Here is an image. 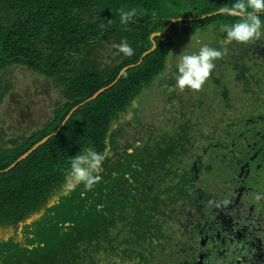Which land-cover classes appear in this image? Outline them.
<instances>
[{"label":"trees","instance_id":"obj_1","mask_svg":"<svg viewBox=\"0 0 264 264\" xmlns=\"http://www.w3.org/2000/svg\"><path fill=\"white\" fill-rule=\"evenodd\" d=\"M232 2L0 0V70L22 65L45 80H54L63 94L40 128L0 144V264H85L97 248L98 235L112 225L115 214L122 218L116 208H125L128 198L135 195L132 176L141 170L146 176L155 174L161 161L145 152L150 146L147 139L138 157L105 160L97 172L101 180L91 190L85 191L81 185L69 191L63 177L71 158L85 148L103 151L106 147L117 156L112 126L164 69L176 38L194 35L214 23L222 27L230 22L232 18L214 13ZM121 8L135 9L137 15L128 24H121ZM175 18L191 20L173 24L154 37V50L137 65L152 46L150 35L162 31ZM109 39L116 43L126 39L134 55L118 56V63L98 66L91 51ZM128 65L132 67L113 86L78 107L55 136L5 171L54 133L73 107L111 84ZM3 94L0 88V104ZM147 200L149 210L156 207L155 196H147ZM133 216L134 223L127 221L130 230H143L136 214ZM115 249L111 245V252ZM124 257L130 263L138 260L132 254L124 253Z\"/></svg>","mask_w":264,"mask_h":264},{"label":"flooded vegetation","instance_id":"obj_2","mask_svg":"<svg viewBox=\"0 0 264 264\" xmlns=\"http://www.w3.org/2000/svg\"><path fill=\"white\" fill-rule=\"evenodd\" d=\"M226 49L229 54L215 62L213 74L229 70L235 74L240 90L237 91L238 96L224 93L228 101L225 109L230 112H224L222 119L214 115L206 119L207 123H202L204 126L201 127L199 119L194 120L183 110L169 115L170 107L178 101L182 102V96H187L190 89L167 91L166 86L174 84L170 71H167L169 79L154 84L158 88V95L151 101L154 111L146 116L153 117L157 125L156 135L148 133V127L143 131L150 145L145 148V152L149 151L161 161L160 169L169 170L160 180L165 186L164 191L170 193L173 189L181 198L186 195L191 206L184 212L181 228L180 236L184 235L185 241L177 243L172 250H165L163 245L164 260L160 264H214L211 263L210 247L214 241L220 254L219 264H264V200L254 199L255 194L264 193V37L256 44L230 43ZM176 59L172 56L167 67L174 66ZM213 74L210 80L218 84L219 79ZM231 84L236 88L234 83ZM252 94L260 96L259 104L251 98L247 99V95ZM241 98L244 104L238 105ZM14 102L18 103L17 100ZM247 108L252 111L246 113ZM17 110L19 117L26 112L22 111V107ZM132 116L135 119L136 113L132 112L130 119ZM219 118L227 128L218 134L221 142L214 139L213 129L207 134L202 130L208 126H218ZM228 120L230 124L231 120L236 124L232 132L228 129ZM161 127L186 130V133L161 134L158 132ZM180 153L183 154V164L177 166ZM183 166L190 167L191 171H180L179 167ZM172 167H176L179 173L173 172ZM195 185H198L197 191ZM142 204L146 206L145 199ZM148 212L147 207H144V211L136 215L138 225L143 230L133 232L129 225L126 227L129 233H133L135 242L141 241L146 232L151 233L156 219L171 218L165 214L153 216L151 213L154 212L149 208ZM132 216L128 219L134 223ZM255 223L259 230H255ZM177 228L179 218L173 222L170 230ZM154 235L162 237L159 232Z\"/></svg>","mask_w":264,"mask_h":264},{"label":"rangeland","instance_id":"obj_3","mask_svg":"<svg viewBox=\"0 0 264 264\" xmlns=\"http://www.w3.org/2000/svg\"><path fill=\"white\" fill-rule=\"evenodd\" d=\"M220 29L219 24L214 23L206 26L199 32H194V35H181L176 38V44H174L170 52L175 56L180 55L183 51H196L204 43L218 46L221 39L226 38ZM197 40L200 43H197ZM113 44H116V41L109 39L106 42H102V45L92 49L91 57L94 58L98 66H106L120 61L118 56L113 55L115 52ZM171 53H169L166 63H164V69L151 81L150 87L140 95H137L134 101L132 100L129 104L127 112L122 114V117H124L119 122L117 120L116 124H113L111 129V132H113L112 141L116 147L117 156L112 155L109 158L111 161H116L119 156H124L126 159H129L131 156L138 157L142 144L147 140L143 136V131L148 127V133L155 134V126L157 125L153 117H147L146 115L154 111L151 101L158 95V88H155L154 84L161 81L158 79L159 75L164 73L168 77L166 67L169 59L172 57ZM213 76L219 79L218 84H213L215 82L210 80V77L201 90H189L187 96H182V102L178 101L176 105H172L170 107L171 112L169 111L168 114L171 115V113L183 110L194 120L199 119V123H201L199 126L201 127L204 126L202 123H207L206 119H210L214 115H218L222 119L224 112H230V110L225 109L228 101L225 99L224 93L238 96L237 91L240 90L239 82L235 74L229 70L221 74L214 72ZM231 82L234 83L236 88H234ZM33 84H37V86L34 87ZM0 88L4 89L0 104V144L17 140L16 136L25 137V134H29L40 128L52 116L53 110L57 105L55 103L60 102L63 96L61 87L54 84V80H44L28 69L16 65L4 67L0 70ZM174 90L176 91V89ZM178 94H181V92L178 91ZM10 95L13 96L10 97ZM247 96V99L250 100L251 98L254 103L259 104L258 100L260 96L256 94ZM16 100L18 103L14 102ZM237 104L243 105L244 100L241 98ZM23 105L27 107V110ZM19 107H22V111L24 112L28 111L29 115L25 112L24 115L26 117L24 115L19 117L17 110ZM251 111V108H247L246 113H250ZM132 112L136 113L135 119L134 116L130 119ZM240 116L241 114L238 115V117ZM220 118L218 126H208L207 128L205 127L206 130L205 128L202 129L206 134L207 131L213 129L215 131L213 137L217 142H221L218 134L227 129L224 127L225 123L220 121ZM231 122L232 124H230V120L227 121L230 125L228 129L232 132L235 130L236 124L233 120ZM172 129L173 127L169 130L161 127L158 132L161 134L186 133V130L175 131ZM134 132L135 134H133ZM203 160L206 162L205 157ZM182 164L183 159L181 157L177 161V166H181ZM172 168L173 172L179 173L176 167ZM179 168L180 171H191L190 167L183 166ZM168 172L169 170L160 169L155 174L148 175L147 173L146 176L143 170H141L132 176V180L129 181L133 183L132 188L136 189L135 195L128 198L125 208H116V211L121 213L122 218L117 219L115 214L112 225L106 228L103 235H98L96 239L97 248L90 253V256L84 261L85 264H160L164 260L161 249L163 245L165 250H172V247L177 243L185 241V236H180L182 232L181 228L185 219L184 212L191 206L186 199V195H183L181 198V195H178L173 189L170 193L164 191L165 186L162 185L159 178H163ZM142 186L143 188H141ZM195 188L197 191L198 185H195ZM147 196L149 198L155 196L157 199L158 207L156 205L157 208L154 207L152 209L154 213L151 214L153 216L156 214L159 217L158 214H165V216L171 218L167 220H161L162 218L160 220L156 219L155 227L151 230V233L146 232L142 236L141 241L135 242L133 233H129L126 228L127 218L134 214L140 215L144 211V207H147L148 212ZM143 199L146 201V206L142 204ZM178 218L179 228L170 230L171 225ZM142 229L144 228L142 227ZM255 230H259L257 223H255ZM158 232L162 233L161 238L154 235ZM109 240H112V246L116 248L113 252H111V242ZM210 247L212 250L211 263L219 264L220 254L217 243L215 241L212 242ZM124 253L127 255L132 254L138 257V260L130 263V259L124 257Z\"/></svg>","mask_w":264,"mask_h":264},{"label":"clouds","instance_id":"obj_4","mask_svg":"<svg viewBox=\"0 0 264 264\" xmlns=\"http://www.w3.org/2000/svg\"><path fill=\"white\" fill-rule=\"evenodd\" d=\"M119 14L120 23L128 24L137 15V11L135 9L126 11L121 8ZM214 14L232 18L230 22L223 24L220 29L226 38L221 39L218 46L204 43L196 51H183L180 55L175 56L170 52L171 56L177 59L174 66L166 67V71L172 73L171 78L174 80V84L166 86L167 91L171 92L177 88L180 90L186 88L193 91L201 90L212 76L216 67L215 62L222 60L229 54L226 49L227 44H256L264 36V0H234L230 4L227 3L219 7ZM197 43L200 42L197 40ZM113 48L115 49L113 53L115 56L132 57L134 55V49L126 39L113 44ZM16 66L24 67L17 64ZM168 78L164 73H161L158 77L161 81H166ZM26 112L29 115V112ZM112 155L110 147H106L103 151L85 148L71 158L69 168L64 176L65 186L69 191H74L81 185L85 191L91 190L101 180V177L97 175L98 170L101 169L105 160ZM179 155L183 156L182 153ZM254 199L256 201L264 200V193L255 194ZM128 221L131 220L128 219ZM128 225L126 222V227Z\"/></svg>","mask_w":264,"mask_h":264},{"label":"water","instance_id":"obj_5","mask_svg":"<svg viewBox=\"0 0 264 264\" xmlns=\"http://www.w3.org/2000/svg\"><path fill=\"white\" fill-rule=\"evenodd\" d=\"M204 17V16H203ZM202 17V18H203ZM185 20H191V18H175V19H172L169 23H167V25L164 27V29L160 32H157V33H153L150 35V41H151V48L149 50H147L146 52H144L141 57H140V60L138 61L137 65L141 62L142 58L147 56L148 54H150L154 48H155V44L153 42V38L154 37H158V36H161L170 26H172L173 24H176V23H179V22H182V21H185ZM132 65H128L126 67H123L119 74L117 75L116 79L109 85L105 86V87H102L100 88L99 90H97L91 97H89L85 102H82V103H79L78 105H76L75 107H73L70 112L66 115V117L64 118V120L62 121L60 127H58L56 129V131L54 133H52L51 135H48L46 137H44L43 139H41L38 143H36L35 145H33L31 147V149H29L26 153H24L23 155H21L16 162H14L10 167H8L7 169H5V171H8V170H11L15 164L24 159L27 155H29L35 148H37L38 146L42 145L46 140H48L51 136H55L58 131L63 127V125L68 121V119L70 118L71 114L80 106L84 105V103L86 102H89L93 99H95L100 93H102L103 91H106L108 88H110L111 86H113L117 80L122 76V74L128 69V68H131Z\"/></svg>","mask_w":264,"mask_h":264}]
</instances>
